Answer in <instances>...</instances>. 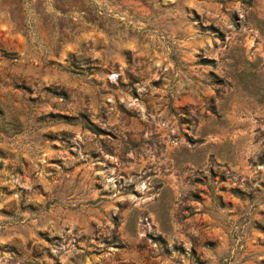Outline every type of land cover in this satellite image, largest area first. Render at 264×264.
<instances>
[{"label":"rangeland","instance_id":"374dc122","mask_svg":"<svg viewBox=\"0 0 264 264\" xmlns=\"http://www.w3.org/2000/svg\"><path fill=\"white\" fill-rule=\"evenodd\" d=\"M0 264H264V0H0Z\"/></svg>","mask_w":264,"mask_h":264}]
</instances>
